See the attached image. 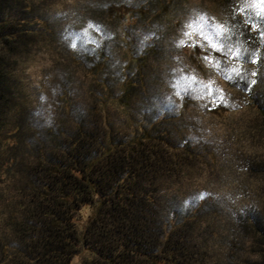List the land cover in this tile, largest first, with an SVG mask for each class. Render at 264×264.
<instances>
[{
	"label": "trees",
	"instance_id": "16d2710c",
	"mask_svg": "<svg viewBox=\"0 0 264 264\" xmlns=\"http://www.w3.org/2000/svg\"><path fill=\"white\" fill-rule=\"evenodd\" d=\"M263 3L0 0V264H264V156L194 142L153 75L183 49L215 59L264 136ZM38 55L50 107L20 71ZM239 166L252 187L232 206Z\"/></svg>",
	"mask_w": 264,
	"mask_h": 264
},
{
	"label": "rangeland",
	"instance_id": "374dc122",
	"mask_svg": "<svg viewBox=\"0 0 264 264\" xmlns=\"http://www.w3.org/2000/svg\"><path fill=\"white\" fill-rule=\"evenodd\" d=\"M59 1L61 3L59 4L60 9L64 7L70 11H74L75 5L78 6V4L86 0ZM262 6L264 7V3ZM209 10H211V7ZM212 13H214L216 17L220 16V13L214 10H212ZM185 31L186 30L175 35L186 38L184 36ZM185 41L188 40L185 39ZM178 54L175 55L177 56V60L175 61L173 60L170 62V60H168L167 63L166 61H161L156 64L154 69L155 73H153V75L154 78H156L155 80L159 83L156 84L159 89V95L162 96L163 99H166L167 103L173 102L174 105L176 104V111L183 109L185 115L184 123H186V125L192 124L190 130L192 131L191 137L196 138L194 142L199 140L209 147H212L214 141H218V144L223 142V135L225 137L228 136L229 139L235 136L236 142H232L233 147L231 146V152L234 154L233 157L230 156L231 160L234 159V161L239 164L238 159L240 158L237 155L241 153H243L241 155L250 153L253 157L264 156V136L261 134L257 135L255 128L253 130L254 125H256L254 121L255 112L249 104L242 101V95L239 92L229 87L216 60L208 58L207 61L203 62L204 67L200 69L186 57L188 55L186 49L180 50ZM56 58L58 59V57ZM20 71L25 80L26 88L31 92L33 97L41 94V87L43 86L45 75L51 74L50 81L47 82V87L50 86L51 88L54 85L55 81H53L54 78H52V76H54L55 71L53 68L51 69L48 56H35L33 61L28 63L27 66L20 68ZM173 73L177 76L172 77ZM79 77L82 78L81 75H79ZM88 87L89 83L85 82V86L82 87V90L85 89L87 92L89 91ZM48 94L50 96L47 90V96L41 94V97L43 101L46 102V106L50 107L52 99ZM44 97H46V99H44ZM88 97L89 96H87V98ZM177 99L179 101H177ZM216 102H221L223 105L227 106L229 111L224 112L221 116H219V114L215 116L208 114V112L215 107ZM49 109L50 108H47V110ZM242 139L243 141H241ZM224 159L225 157H223L219 163L225 162ZM232 163L230 162V165L234 164L233 166L236 168L237 164ZM239 165H242V163ZM234 168L229 170V172H231L230 179L226 180L225 178L224 183H221V187L224 191L230 186V190L228 191L232 193L227 194H229V199L232 200L233 197L235 199L231 202L232 206L234 204L242 205L246 198V194L244 196L242 190H244V187H252V182L244 177L245 175L242 168H240V166V169L237 168V170H239L238 174H235L237 171ZM224 174L226 175V172H224ZM232 181H234L233 187L230 185ZM225 183L227 184L224 185ZM87 258L88 254L83 252L74 259L73 264H84Z\"/></svg>",
	"mask_w": 264,
	"mask_h": 264
},
{
	"label": "snow or ice",
	"instance_id": "6c2138e0",
	"mask_svg": "<svg viewBox=\"0 0 264 264\" xmlns=\"http://www.w3.org/2000/svg\"><path fill=\"white\" fill-rule=\"evenodd\" d=\"M253 75H254V74H253ZM251 83H253V84H254V83H255V81H252Z\"/></svg>",
	"mask_w": 264,
	"mask_h": 264
}]
</instances>
